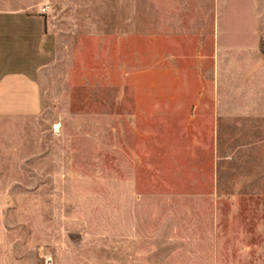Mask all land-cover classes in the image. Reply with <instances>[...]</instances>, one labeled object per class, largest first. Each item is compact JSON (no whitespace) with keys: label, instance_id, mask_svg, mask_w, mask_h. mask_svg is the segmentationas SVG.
Returning <instances> with one entry per match:
<instances>
[{"label":"rangeland","instance_id":"obj_1","mask_svg":"<svg viewBox=\"0 0 264 264\" xmlns=\"http://www.w3.org/2000/svg\"><path fill=\"white\" fill-rule=\"evenodd\" d=\"M61 39L42 74L48 111L0 124V264H47L60 219L107 222L130 172L149 210L194 223V264H264V158L205 131L195 98L213 85L200 55L165 37Z\"/></svg>","mask_w":264,"mask_h":264},{"label":"crops","instance_id":"obj_2","mask_svg":"<svg viewBox=\"0 0 264 264\" xmlns=\"http://www.w3.org/2000/svg\"><path fill=\"white\" fill-rule=\"evenodd\" d=\"M78 35L171 38L174 52L186 43L182 51L211 70L213 90L196 96L195 112L205 131L213 126L215 146L264 158V0H0V124H34L48 111L42 74L57 62L61 38ZM141 179L125 175L122 210L109 208L107 222L56 221L47 264H194V223L179 227L149 210Z\"/></svg>","mask_w":264,"mask_h":264}]
</instances>
